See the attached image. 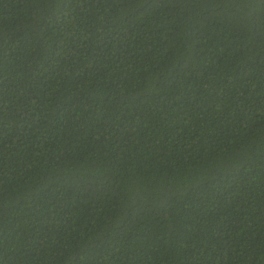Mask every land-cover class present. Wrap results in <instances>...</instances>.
<instances>
[{"label": "trees", "instance_id": "trees-1", "mask_svg": "<svg viewBox=\"0 0 264 264\" xmlns=\"http://www.w3.org/2000/svg\"><path fill=\"white\" fill-rule=\"evenodd\" d=\"M0 264H264V0H0Z\"/></svg>", "mask_w": 264, "mask_h": 264}]
</instances>
